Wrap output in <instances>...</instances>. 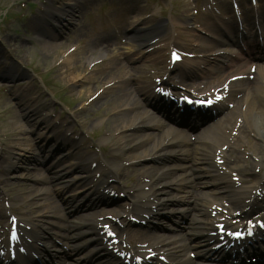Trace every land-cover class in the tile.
Listing matches in <instances>:
<instances>
[{
    "label": "rangeland",
    "instance_id": "374dc122",
    "mask_svg": "<svg viewBox=\"0 0 264 264\" xmlns=\"http://www.w3.org/2000/svg\"><path fill=\"white\" fill-rule=\"evenodd\" d=\"M172 1L176 2L177 5H179V8L184 5V8L181 11L186 10L187 13H185V19H189L193 23L194 17H191V14L189 13L190 6H192L190 0H157V2H160L161 8L165 9L168 4L172 3ZM69 3L78 4L77 12L75 11L74 13L75 25H73V27L68 26L71 15L67 16V20L56 19V21L50 18L44 19V15L41 16L42 11L45 13L48 11V8L51 7V0H0V39L5 38L8 43V45H6L5 40H1L0 45L2 48L9 50L2 51V55H0L2 56L0 57V67L8 72H12L14 66L11 67L6 58L18 60V57H20L23 62L19 64L22 69H20L18 73H24L23 76L16 79L12 88H6V86H4V81H0V160L5 161V158H7L10 151L9 149H15L13 147H18L16 146V135L14 133L15 128L18 127L17 121L22 123L24 129H27L23 136L30 137L33 133L37 135L39 132L41 133L45 131L46 135L50 137V144L54 143V132L66 129L62 126L56 125L55 128H53V132L51 128L46 127L48 119L47 114H44L45 109H43L42 112L40 111L39 114L41 115V120L46 118V122L43 123L44 125H41L47 130L40 127L35 129L34 123L36 124V122L29 120L28 117L23 115V111L20 109V102L21 99L24 98V93H31L32 97L39 105L43 106V108H45L47 104L46 99L48 102H52L51 107L54 105L57 107L51 112L52 117H54L59 123L69 117L73 113L74 108L81 107L82 105L91 106L92 110L85 111V114L82 115L84 121H91V127L89 129L82 128L77 121L70 118L72 125L68 135H71L72 137L75 136V138L78 139V146L90 155L97 157L100 156V145L103 144L107 146V153L114 154L112 151V138L108 139L104 133L106 126L105 121L112 113V109L106 110V113L103 114L101 118L93 117V115L96 114L94 111L97 113H103L105 111V106L107 105L105 103L93 102V100L90 101L92 96L98 92L95 91L101 90V88L98 89L97 84H91L84 79H82L81 82L78 81V84H75V81H71L69 75L72 67L67 66L64 62L60 63L61 55L65 50L80 47V53L77 55L76 59L71 61V64H78L77 70L79 74H87L85 71V67L87 66L85 60H82L81 62L83 65L78 63V60L81 61L79 58L89 53L91 38H93L94 34L99 33L103 38L110 40L116 39L117 34L115 31L111 30L112 28H116L115 23L122 18V11L130 5H136L139 7V10H130L132 16L131 21H134L137 18L141 19V15L146 16V13L156 15V19H147L146 22L141 23V27H139L145 28L146 26H149L153 28V35H158L160 37L165 36L164 38H166V35L169 34L171 28L170 21H174L170 16L166 19L161 17L164 14V11H161V8L158 7L157 4H153L156 3L155 0H56L54 7L59 9L62 4L64 6ZM6 12H8V16L3 20L2 16H4ZM47 24L50 33L49 35H43V37H41L40 34L44 33L43 30L46 28ZM139 28H126V30L120 34V37L130 38L133 36L132 32L140 30ZM202 33H204V30H202ZM170 35L172 36L173 32H170ZM142 37L144 38L146 35H143ZM53 44H58L60 47L55 49L56 46ZM50 45L53 46V48ZM93 65L94 64L92 63V66L90 67L91 69ZM146 65L149 64L145 63L143 66L142 64H139L140 71L145 69L147 67ZM40 72L48 73L46 76L50 78L54 87L52 90L60 95L64 103L69 104L71 110L59 106L57 101L48 98L47 93H45L44 90H41V82L36 79L37 75H40ZM90 74L91 76L92 74L96 75V72L93 71V73L91 72ZM87 76L89 77L88 74ZM38 82L40 84H38ZM88 87H90L89 91L85 94ZM83 95L84 100L89 96L90 98L88 102H84L80 105L78 101ZM102 99H104V97ZM108 123L112 125L110 119ZM114 130L115 127L112 126V131ZM116 133L117 131L113 134ZM42 143L45 142H42L39 138L38 144ZM52 152L53 150L50 151L47 156H51ZM30 157L31 155L29 158ZM33 158L34 156H32V159ZM21 165L22 169L17 172L12 171L11 167L8 166L3 173H0V181L2 182L1 186L5 188L4 190L6 193L9 194L10 197H16L14 200L15 206L24 211L25 205L28 206V208L32 207L30 198L32 197V188L35 185L33 177H37V174L33 163L28 165L24 163V160H21ZM120 167L132 168L133 171H127L126 175L135 174V167H133L129 161H123L120 164ZM110 184H114L117 189L118 186L122 187V183L117 182L115 179H112ZM74 187H76V191L79 193L83 191V195L89 193L90 196L94 193V189H91V186H88L83 179H78L75 182ZM5 191L0 189V206H3L1 201L2 197L4 201L7 199V196H4ZM26 192L29 196L26 195ZM117 193L119 194L120 190Z\"/></svg>",
    "mask_w": 264,
    "mask_h": 264
},
{
    "label": "bare ground",
    "instance_id": "6f19581e",
    "mask_svg": "<svg viewBox=\"0 0 264 264\" xmlns=\"http://www.w3.org/2000/svg\"><path fill=\"white\" fill-rule=\"evenodd\" d=\"M225 41H220L214 43V45H219L221 43H224ZM52 43V42H51ZM104 40H98L95 43L96 47L102 46L103 50H106L108 55H109V62L107 61V70L105 73L98 72V69L96 72L97 77L93 76L88 78L87 76L85 77L86 80H89L91 84L95 81L96 83L104 84L106 82H109L115 78L119 79V84L115 86V94L116 97L112 101L113 103L111 106L108 108V110L112 109L113 116L110 117L111 119V124L108 123L109 119L106 121L107 123V130L112 131V126L115 127L114 131H120L119 135L116 138V145L114 144V149L117 151H122L123 154L126 156L130 157L131 159L137 160L140 164L143 163L145 158L149 155H152L155 161H160L161 163L167 162L168 156L172 155L174 159L181 160L182 159L186 160L187 162H191L192 164L187 166V174L189 176V180H200L202 181L203 177L210 169V166L213 162V157L215 156V149L216 147H210L209 143L206 139L199 138L198 140L201 141V143H195L191 146V149H188V155L187 158L186 156H180L175 153V145L176 143H179V145L186 144L189 145V142L186 141L185 139L181 140L179 142V136L178 132H176L171 126L168 127L164 123H162L160 120L156 118V116L152 113V111L148 108L146 105V100L142 99L137 92L138 87L135 84H131L132 81V72L134 71L126 62V59H132L131 54L133 53L132 49H128L126 51L127 56H125L124 60H117L118 58L121 57L123 54L121 51H112V43H109L107 45L104 44ZM142 45H146L149 43V41L146 42L144 40L141 42ZM59 48L60 45L58 44H53ZM49 46V45H48ZM51 46V45H50ZM53 48V46H51ZM210 51L213 52L215 51L213 48V42L211 41ZM212 48V49H211ZM64 52V51H63ZM264 53V51H263ZM77 55V53H73L67 57L64 63L67 64V66L72 67L71 73H70V79L71 81H75V84H78V78L84 79V77H81V74H79L77 68L78 64H71L72 59ZM151 55V54H149ZM148 55V56H149ZM96 56H102V53H98ZM147 56V55H146ZM93 61V57H89L87 59L86 64H90ZM70 62V64H69ZM80 63V62H78ZM91 72V71H90ZM192 72H194V69H184L182 75L180 76L181 79L189 77L192 75ZM123 73L124 75H120ZM260 73L264 75V69L260 68ZM128 74V75H127ZM127 75V76H125ZM125 76V77H124ZM80 81V80H79ZM76 86V85H75ZM89 88H87L86 93H88ZM243 89V90H242ZM247 91L244 93L243 91ZM239 93H243V97L238 98L237 102L240 104L243 102V100L247 96L253 95V98L251 99L249 103V113L254 114L255 116V123L256 124H261L257 125L256 129L258 132H260V138L264 139V100H259L260 97L262 96V90L259 86H257L254 82H249L247 85L243 88H238L237 89ZM137 93V94H136ZM103 96V95H102ZM84 95L82 96L81 100L84 101ZM255 97V98H254ZM258 102V105L256 103ZM257 107V109H255ZM203 119V118H199ZM231 120L229 121V124L231 125ZM115 124V125H114ZM254 124V123H253ZM223 125H228V119H225L222 121V126ZM245 126L243 124L241 125L240 129H244ZM149 129V130H145ZM70 130V129H68ZM207 137L209 135V132H205ZM241 135H246L245 132H240ZM230 134H228L226 131L221 130L220 132V142H227V137ZM171 138H168L170 137ZM204 138V137H203ZM259 140V139H258ZM233 144L236 145L235 141H233ZM251 145L257 146L258 144H253ZM231 155L234 157L235 156H240L239 149L231 147ZM254 156H261L262 161L264 158V148L258 149V152L254 153ZM186 158V159H185ZM74 163L66 166V164H56L55 166V172L54 176L57 179H60V182L65 181V177L63 176L66 174V171L68 169H71L73 171H77L79 175H82V171L85 172L86 176H89V173L92 172H98L101 175L100 179L96 180V183H105L109 177L113 176V168L107 164L104 163H99L94 167L93 161L90 162L91 159L89 158H74ZM232 159H230L231 161ZM255 164L261 165V162L256 161ZM66 166V168H64ZM178 166V165H176ZM236 166V165H235ZM181 167V166H178ZM253 169V168H252ZM250 169H241L242 173H248ZM139 174L146 176L148 178H151V181L153 180L156 181L154 183V188L155 189L152 193L150 192H144L141 186H135L133 187L137 193V197H139L138 200H135L134 203H132L131 206V213L134 215L138 216H143V214H150L154 215V208L153 206L156 205V207H159L161 204L158 203V199L161 200V198H158L157 195H167L170 192V187L171 184H169L168 178L172 175L171 172H167L165 168L161 167L160 171H148L146 168H142L140 171L136 169ZM156 176V178H155ZM246 178H249L244 174ZM85 179L84 177H82ZM155 178V179H154ZM207 180L212 184V193L216 194L218 189H222L223 185H219L220 178L216 176H211L207 175L206 176ZM205 181V180H204ZM246 183V182H242ZM98 185L93 184L92 187H96ZM245 186V185H244ZM227 187H225L222 191L226 190ZM40 191H44V189H40ZM223 193V192H222ZM106 193L101 194V197H105ZM206 193H203V195ZM152 196L155 198L152 199ZM156 197L158 199H156ZM46 202H51L50 198L46 199ZM97 200V198L95 199ZM203 203H200L199 205L204 207L207 205H210V201L207 199L202 200ZM236 201V200H235ZM198 202H194L193 205V212L195 210L196 205ZM97 205V204H94ZM119 209H110L109 211L112 212L113 214H116L121 211V208L118 207ZM48 213L47 215L49 216H57L55 213H53V207L50 205L48 208ZM197 210V208H196ZM90 216L93 217V219H88L86 222L82 223H75L74 225H71L69 227V232L67 235H65V239H73L72 241L74 242L72 246V251L67 252L66 250L60 249L59 251L64 253L63 255L65 257H73L78 253L82 245L81 243L77 242L78 239L83 236V234H87L91 231H96L101 235V231L103 230V227H99V224L101 223L100 221L96 220L97 213L93 212L90 213ZM21 221H28L27 218H25L24 215L20 216ZM0 219L5 220L6 217L4 214H0ZM44 220H47V217L43 218ZM212 219L209 221L203 222V221H198L200 225H207L210 224ZM78 227L79 230L76 233V236H73L70 238V235L77 229ZM43 228L45 226H39V228H33L34 233L37 235H32L35 237V244H28V248L30 251L38 253V254H43V250H46V247L43 248V244H40L38 242H45L49 238H51V235H46L44 232ZM187 233L184 234H179L181 237H184L188 243V247H190V243L193 241H197L199 239V233L195 225V220L192 219L187 223ZM23 230H26L25 225ZM73 230V231H72ZM28 233H31V231H27ZM92 233V232H91ZM134 237L136 238H145L148 239L149 242L151 241V244L156 245V247L159 250H162V244L164 245V248H167L169 245L166 243L167 238H158L156 237L157 235H154L152 233H145L143 231H137L133 230L131 232ZM121 237L122 235L119 234ZM103 237V236H102ZM101 239V238H100ZM96 245L95 246H100L101 251L105 252L107 249L104 241L98 240L97 236L96 238H93L92 240ZM85 242V241H84ZM83 242V243H84ZM200 243V242H198ZM208 246V245H206ZM71 247V246H70ZM151 246H147V248H150ZM203 247V246H202ZM95 249V247H93ZM167 250L171 251L172 255H178L183 251L182 246L179 245L178 243H174V246L172 248H168ZM107 254V253H106ZM61 256V255H60ZM109 256V255H107ZM204 257H207L208 259H216L218 258L215 254H209L206 253L204 254ZM56 255H48V260H46V263H55L56 261ZM95 259V255L92 257L86 256V257H79L77 260L80 262V264L83 263H90ZM98 259H96L97 261ZM122 263V262H120ZM185 264V263H183Z\"/></svg>",
    "mask_w": 264,
    "mask_h": 264
},
{
    "label": "snow or ice",
    "instance_id": "6c2138e0",
    "mask_svg": "<svg viewBox=\"0 0 264 264\" xmlns=\"http://www.w3.org/2000/svg\"><path fill=\"white\" fill-rule=\"evenodd\" d=\"M172 56H173L174 60L180 59L179 55L175 52L172 53ZM157 91L161 92L162 94H167V93H163V89H160V88H158ZM207 103L211 104V103H213V101L209 100ZM221 227L223 228V226H221ZM109 235H114V234L110 232ZM235 235H239V234L235 233ZM13 238H15V234H13Z\"/></svg>",
    "mask_w": 264,
    "mask_h": 264
}]
</instances>
